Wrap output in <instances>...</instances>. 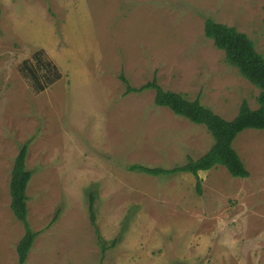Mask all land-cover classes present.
<instances>
[{
	"label": "rangeland",
	"instance_id": "374dc122",
	"mask_svg": "<svg viewBox=\"0 0 264 264\" xmlns=\"http://www.w3.org/2000/svg\"><path fill=\"white\" fill-rule=\"evenodd\" d=\"M0 4V264H18L25 235L11 210L10 181L27 142L28 222L39 233L27 264H264V132L249 129L235 141L245 179L222 166L198 177L132 172L133 165L183 166L213 138L158 107L153 90L126 95L120 78L134 88L156 79L226 120L243 101L257 109L259 89L226 62L204 27L207 19L235 27L264 56V0ZM41 50L62 79L36 93L19 68Z\"/></svg>",
	"mask_w": 264,
	"mask_h": 264
},
{
	"label": "trees",
	"instance_id": "16d2710c",
	"mask_svg": "<svg viewBox=\"0 0 264 264\" xmlns=\"http://www.w3.org/2000/svg\"><path fill=\"white\" fill-rule=\"evenodd\" d=\"M2 8L0 4V15ZM205 35L214 42L217 49L225 54L226 62L237 69L239 74L259 89L257 109H252L247 101H243L239 112L232 120H226L205 106L199 98L190 100L184 94L164 90L156 79L148 82L141 88L132 87L128 80L121 75V80L126 85V95L155 91V104L167 108L176 116L185 118L191 123L203 125L213 138L210 149L199 159L189 158L187 164L173 169L151 168L142 165H133L132 172L144 173L152 176L173 175L190 173L199 176V172L211 171L222 166L227 169L232 177L248 178L250 173L234 147L238 136L246 130L253 129L264 132V56L260 54L253 40L248 35L238 31L235 27L217 23L212 19L205 22ZM22 76L27 79L36 93H41L62 79L58 67L46 56L44 51H37L30 59L25 60L19 68ZM29 143L20 148L15 158L11 181V210L15 217L23 223L25 235L17 246L18 264H27L28 257L39 233L34 232L28 222V186L34 172L27 167ZM201 179H197V191L202 193ZM95 195L90 192L89 212L92 224L96 227ZM61 210H58L52 221L54 224ZM99 234V229H96ZM102 255L106 253V245L101 237Z\"/></svg>",
	"mask_w": 264,
	"mask_h": 264
}]
</instances>
